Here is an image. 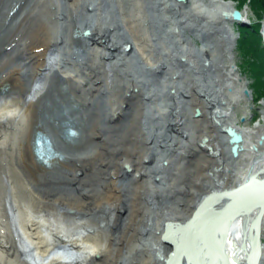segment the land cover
I'll list each match as a JSON object with an SVG mask.
<instances>
[{
	"label": "bare ground",
	"instance_id": "1",
	"mask_svg": "<svg viewBox=\"0 0 264 264\" xmlns=\"http://www.w3.org/2000/svg\"><path fill=\"white\" fill-rule=\"evenodd\" d=\"M149 3L157 28L169 40L161 45L149 25ZM233 6L232 0H0V21L8 22L0 30V264H214L221 247L228 251V264H253L249 258L258 257L257 264H264V138L258 142L264 135V107L262 119L246 124L253 94L249 86L251 95L242 91L247 81L233 59L238 38L234 24L251 19L248 6L234 19L229 14ZM86 28L89 36L81 33ZM188 28L197 37L210 36L190 46ZM67 40L74 44L67 52L76 59L85 56L84 62L72 63L68 54V65L63 56ZM133 54L138 56L137 71L131 69ZM93 57L98 58L96 65ZM180 57L186 61L180 76L183 80L188 74L191 84L177 87L165 79L164 93L171 97L159 103V88L154 91L150 84L153 76L166 72L172 77L179 72L175 60ZM202 62L211 68L205 88L195 85L204 78L196 69L203 70ZM141 71L144 78L137 75ZM71 82L91 95L72 94ZM136 86L141 88L136 91ZM61 102L66 105L59 107L60 116L52 117ZM142 102L150 108L146 113L138 108ZM238 105L245 114L241 120L234 113ZM198 106L200 117L194 120L201 127L199 136L207 137L201 146L207 152L201 149L198 164L218 171L202 174L195 199L180 198L146 212L140 198L157 186L156 169L174 141L181 140L173 133L182 129V110L193 117ZM79 107L88 111H74ZM139 117L142 132L136 126ZM166 121L173 133L162 131ZM226 125L242 133L243 149L236 155L221 129ZM70 128L74 135L65 134ZM38 133L52 153L45 160L36 157ZM161 134L164 153L156 151ZM222 144L221 150L217 145ZM145 159L153 165L143 164ZM87 169L99 176L96 185L79 179V172ZM127 171L133 177L126 180ZM66 180L79 188L63 187ZM125 198L128 211L121 229L90 218L104 204L124 209ZM248 206V225L239 229L241 217L231 218ZM167 219L171 224L164 228ZM229 223L233 229L228 232ZM259 231L260 250L254 246ZM231 236L235 243L229 248Z\"/></svg>",
	"mask_w": 264,
	"mask_h": 264
},
{
	"label": "rangeland",
	"instance_id": "2",
	"mask_svg": "<svg viewBox=\"0 0 264 264\" xmlns=\"http://www.w3.org/2000/svg\"><path fill=\"white\" fill-rule=\"evenodd\" d=\"M234 3H236V1L235 0H232ZM245 6H247V4H245L244 6H242V7H245ZM150 7H153L152 6V4H148V7H147V11H146V13H147V15H148V17L150 18V22H149V25L151 24L152 26V30L153 31H156L155 32V34H156V36H154V38H155V40H157L158 41V43L160 42V43H162L163 41H169L168 40V38L167 37H165V36H163V33L161 32L162 30L161 29H158L159 28V25H158V21L156 20V16H155V13H154V11L152 10V8H150ZM105 9L108 11V13H110V16H113V14H114V12L112 11V9H111V7L108 5V4H106L105 5ZM12 12V11H11ZM248 14H249V18L250 19H252L253 17H254V14H252V11L250 10V8H248ZM189 24H192V23H189ZM238 24L237 23H235L234 24V26H236L235 28L237 29L238 28V26H237ZM6 26H8V22L7 21H0V30L2 29V28H6ZM154 26V27H153ZM158 27V28H157ZM157 28V29H156ZM87 30H88V32L86 33L87 34V36H89L92 32L88 29V28H86ZM85 30V29H84ZM84 30H80L81 31V33H83L84 32ZM161 30V31H160ZM187 32H188V34L190 35V38L192 39V41L189 43V45L190 46H199L200 44H202V41H204L205 42V40L206 39H208L206 36H210L209 34H203V35H201V36H199V37H197V36H195L194 35V33H193V31L191 30V28H188V30H187ZM260 33V32H259ZM84 34V33H83ZM158 34H159V36H158ZM161 34V35H160ZM245 34H246V32H245ZM162 36V37H161ZM261 36V35H260ZM157 37H159V38H157ZM167 38V39H166ZM161 39H162V41H161ZM164 39V40H163ZM203 39V40H202ZM1 40H3L4 41V38L1 36V33H0V41ZM69 40H67V44H66V46H65V48L63 49V56L66 58V59H68L67 60V63H68V65H70L71 64V60L72 59H74V60H72V63H74V62H84L85 60H86V58H85V56L84 57H82L81 59H76L75 57H74V55H70L69 54V51L67 52V50L69 49V46L68 45H74L73 44V42L72 43H70V41L68 42ZM175 41V40H174ZM194 42V43H193ZM157 43V44H158ZM159 43V44H160ZM174 43L175 42H173V43H171L172 44V46L174 47L175 45H174ZM157 45V46H155L156 47V49H158L157 51H159L160 52V54L162 55V54H164L165 53V51L163 52V47L162 46H160V45ZM9 46H13L12 44L11 45H9ZM130 43H128L127 44V53H130ZM172 47V48H173ZM68 48V49H67ZM159 48H160V50H159ZM235 49H234V54H233V59H234V61H235V63H236V65H237V69L240 71V74L243 76V78H244V80L245 81H247V86H248V84H249V78H248V76H247V74L244 72V70H242V68H241V65H240V63H241V59H240V57H239V52H238V49L236 48V47H234ZM162 50V51H161ZM86 51V50H85ZM85 51H83V52H85ZM107 51H110L109 49H107L106 48V52ZM197 51H195L194 53H196ZM65 54L67 55V56H65ZM68 54L70 55V58L72 57V59H70L69 58V56H68ZM137 53H135V55H136ZM129 55V54H128ZM138 55V54H137ZM195 55H198L197 53L195 54ZM105 57H106V55H105ZM236 58V59H235ZM83 59H84V61H83ZM95 58L93 57V62L95 61V62H97L98 63V58H96L95 60H94ZM131 59H133V60H131ZM135 59V60H134ZM79 60V61H78ZM81 60V61H80ZM182 60V61H181ZM74 61V62H73ZM99 61H103V60H100L99 59ZM130 61H132V62H130V64H131V69H133V71H137V69H138V56H134V54L133 55H130ZM177 61V63H176V65H178V68H179V72L177 71V72H174L175 74H173L172 75V77L170 76V74L169 73H166V72H164L163 74H161V76H159L158 77V75H157V78L155 77V76H153V78H155L156 79V81H155V79H154V81L153 82H151L150 84L151 85H153V90L154 91H156L155 90V88L157 89V88H159V89H157V91L156 92H158L159 94H160V99L162 98V100L163 101H158L159 103H165V101L167 100H169V98L171 97V96H168V94H166V93H164V90H166V88H164V86H165V82H166V80H168V79H170L171 81H174V84H175V86H177V87H179V86H182L183 85V87L184 88H187L190 84H191V82L187 79V77H188V74L186 75V79H184L183 78V80H182V76H180V75H182L183 74V72H182V70L181 69H184L185 68V62L186 61H184V58H182V57H180V59L179 60H175V62ZM179 61H180V63H179ZM95 62H94V64H95ZM136 64V65H135ZM180 64V65H179ZM183 64V65H182ZM200 64H203L202 65V68H203V70L200 72V69H199V67L198 68H196V69H198L197 71L200 73V74H202V78L203 79H201V83L199 82V78H197V84H195V85H198V86H200V87H206V83L204 82L205 81V77H208L209 75H211V71H210V69L206 66V64L204 63V62H202V63H199V65ZM205 64V65H204ZM96 65V64H95ZM133 65H135V67H136V69H135V67L133 66ZM239 65V66H238ZM134 68H133V67ZM181 67V68H180ZM181 71V72H180ZM203 72V73H202ZM140 73V74H139ZM142 73V74H141ZM166 73V74H165ZM144 74V72L143 71H141V72H138V74L137 75H139L140 76V78L142 77V75ZM190 75H189V77H191L192 76V73H189ZM166 75V76H165ZM169 75V76H168ZM178 75V76H177ZM144 76V75H143ZM145 76H146V74H145ZM144 76V77H145ZM165 76V78L163 79L162 77H164ZM144 77H142V78H144ZM149 77L152 79V75H149ZM176 77V78H175ZM172 78V79H171ZM166 79V80H165ZM180 79V80H179ZM163 80V81H162ZM195 81V80H194ZM154 83V84H153ZM71 84V86H69ZM69 85H68V87H69V89H70V92L72 93V94H83V95H81V97H83V96H85L84 98H87L88 96H90L91 95V92L89 91V90H82L79 86V84L78 85H76V83H73V82H71ZM193 84V83H192ZM73 85V86H72ZM156 85V86H155ZM188 85V86H187ZM76 86V87H75ZM159 86H161V87H159ZM74 87V88H73ZM196 87V86H195ZM75 88H77V89H75ZM141 87H138V86H136L135 87V90L136 91H138L139 89H140ZM174 89V88H173ZM80 90V91H79ZM131 90H133V87H131ZM163 90V91H162ZM79 91V92H78ZM86 91V92H85ZM74 92V93H73ZM82 92V93H81ZM90 92V93H89ZM86 93H88V94H86ZM162 93V94H161ZM172 93H175V92H172ZM67 95H68V93H67ZM180 95V94H179ZM183 96H184V98H185V96H186V94H182ZM182 95H180V97L181 98H183V96ZM181 101V100H180ZM146 102V101H145ZM183 102V101H182ZM249 104H248V119L246 120V124H248V125H254V123L255 122H257L258 120H260V119H262V113H261V110H262V108L264 107V100H260V101H258V102H254V100L252 101V99L248 102ZM143 104V105H142ZM142 106H144V107H142L141 105L138 107L139 109L141 108V110L142 111H144L143 113H146L147 112V110H149V109H147L148 107H147V105H144L145 103L144 102H142ZM145 106H146V109H145ZM70 108H71V106H70ZM123 108H124V110H127L128 109V106L127 105H124L123 106ZM184 108V107H183ZM56 109V108H55ZM144 109V110H143ZM74 111H80L79 113H85V112H87L88 110H86L84 107H79L78 109H76V110H74ZM184 111H185V109H184ZM183 110H182V115H181V117L183 116V118H182V123L180 124L181 126V128L182 129H180V130H173L174 128H172V127H170V125H171V123H169V122H167L166 121V124H165V126L163 125L164 124V122H160V125L162 126H164L163 128H162V131L165 133L166 132V130H167V132H169V130H170V132L171 133H173V131L174 132H176V134L175 133H173L174 135H177V139H181V140H177L176 141V143H175V141H174V148L173 149H171V151H169V150H167L165 153L166 154H164V155H166L167 157H165V159H162L161 160V165L158 167V169H156L158 172H157V174L155 175V177H153V179L155 180L154 181V183L153 184H155V185H157V186H155L154 188H151V189H149V190H147V192L145 193V194H143L142 195V197L140 198V203H143L144 204V207H145V209H147L146 210V212H149V210H151L150 208H152L153 209V206L154 205H160V206H162V205H165V204H169V203H172L173 204V202H174V200H179L180 198H184V199H191L192 198V200L193 199H195V193L197 192V191H201L200 190V185H201V182H200V180H199V178H201L205 173H208V174H210L211 175V173H212V171H214V170H216V171H218L217 169H214V167H216V166H214V167H212V168H208V169H206L205 170V168H203V167H201L200 168V166H199V164H198V160H199V157H200V154L202 153V150L203 151H205V152H207L206 150H204V149H202V147L201 146H204L205 145V143L204 142H206V141H203L202 140V135L201 136H199V131H200V125H199V123H198V121H195L194 119L195 118H198V117H200V115H198V116H194V113H192L191 115L193 116V117H190V116H188V114H185V113H187L186 111L184 112ZM235 112V114L239 117V120H241L244 116H245V114H243V110L240 108V106L238 105L236 108H235V110H234ZM78 113V114H79ZM142 113V114H143ZM184 115H186V116H184ZM254 115L255 116H257V118L253 121V117H254ZM137 119V118H136ZM185 121H184V120ZM138 121H136V126H137V129H140L141 130V120H140V117H139V119H137ZM197 120V119H196ZM241 123H243V121H240ZM89 123V121L87 122V124ZM163 123V124H162ZM200 123L201 124H203L201 121H200ZM122 124H123V122H122ZM102 125H103V127L105 128V130H107V131H109L110 130V128H109V126L107 125V124H105L104 125V123L102 122ZM146 125V124H145ZM106 127H108V128H106ZM215 129V128H214ZM221 129H223V128H221ZM183 130V131H182ZM184 130L186 131V132H184ZM181 131V132H180ZM119 132V131H118ZM141 132H142V130H141ZM180 132V133H179ZM119 133H122L121 131L119 132ZM182 133V134H181ZM198 136H199V138H198ZM160 137H162V138H160ZM160 137H159V141H158V143H160V144H158V146H156V151H157V149L159 150V151H161L160 153H164V151H163V149L165 148V145H162V144H164V140H162V139H164V137L162 136V134L160 135ZM180 137V138H179ZM196 137V138H195ZM86 138V137H85ZM160 140H162V142L160 141ZM74 142V141H73ZM195 143L199 146L198 148H197V146H195ZM162 146H164V147H162ZM192 146H194V147H192ZM221 150H222V148H224L225 147V144H222V145H217ZM159 148H161V150L159 149ZM149 149V148H148ZM147 149V151H149ZM153 149V150H152ZM154 149L155 148H151L150 149V151L152 150V152H154ZM174 149H175V151H174ZM183 150L181 153H178L177 152V150ZM198 149V150H197ZM202 149V150H201ZM155 151V152H156ZM174 151V152H173ZM171 156V157H170ZM169 157L171 158V159H169ZM223 157L224 158H227L228 159V154L225 152V153H223ZM198 159V160H197ZM183 161H184V163H183ZM180 162H182L183 163V165L180 167V165H179V163ZM229 162H230V160H229ZM143 164H146V165H148L149 164V166L151 165H153V162L152 161H150L149 159H145L143 162H142ZM172 164V165H171ZM163 165V166H162ZM178 167H179V169H178ZM168 168V169H167ZM160 169V170H159ZM171 169V170H170ZM162 172H163V174H162ZM161 174L162 175V177L160 176L159 177V175ZM203 174V175H202ZM125 177H126V180L130 177V178H132L133 176H132V174H131V171H127L126 173H125ZM129 175V176H128ZM165 176V177H164ZM167 176V177H166ZM82 179L81 180V182H83V183H86L85 185L86 186H89V185H91V184H94V185H96V182H97V180H98V178H99V176H97L96 174L95 175H91V170H86L85 172H79V179ZM196 178V179H195ZM160 179V180H159ZM163 180V181H162ZM163 183H162V182ZM71 181L69 180V184L67 183V180H66V184H63V187L64 186H66V187H68V185L69 186H72V187H74V188H79L77 185H73V184H71L70 183ZM72 183H75V182H72ZM62 187V186H61ZM62 187V188H63ZM70 190H71V188H70ZM183 190H185V191H183ZM150 191V192H149ZM189 191H191V193L189 192ZM196 191V192H195ZM126 193V192H125ZM177 193V194H176ZM126 194H128V192L126 193ZM146 195V196H145ZM178 195V196H177ZM126 200V198L125 199H123L122 200V202H123V207H124V209H117L116 207H114L113 208V206H111V205H109V206H107V205H103V207L101 208V210H99V212H93L94 213V215L92 214H90V218H92V216H93V218H96V219H98L99 221H100V219H101V221H100V223L101 224H103V226L104 225H106V223L105 222H107V223H109L110 225H112L111 227L112 228H122L123 226H121L120 224H122V223H124L125 221H126V216H127V211H128V202H127V200ZM121 205V206H122ZM158 205V206H159ZM180 205L182 206V207H184L185 206V201L184 200H181L180 201ZM106 206V207H105ZM111 206V207H110ZM163 207V206H162ZM109 208V209H108ZM116 209V210H115ZM155 209V208H154ZM103 212V213H102ZM96 213V214H95ZM98 213H100V214H98ZM98 214V215H97ZM98 217V218H97ZM100 218V219H99ZM117 219V223L115 224V226H114V222H115V220ZM114 226V227H113ZM146 251H148V250H146ZM149 252V251H148ZM131 264H133L132 262H130Z\"/></svg>",
	"mask_w": 264,
	"mask_h": 264
},
{
	"label": "trees",
	"instance_id": "3",
	"mask_svg": "<svg viewBox=\"0 0 264 264\" xmlns=\"http://www.w3.org/2000/svg\"><path fill=\"white\" fill-rule=\"evenodd\" d=\"M236 6L241 8L248 5L254 17L250 26L238 27L239 35L236 48L241 59V68L249 78V88L254 102L264 100V46L260 36V20L264 17V0H235ZM246 32V34H245ZM256 117L254 116L253 120Z\"/></svg>",
	"mask_w": 264,
	"mask_h": 264
},
{
	"label": "water",
	"instance_id": "4",
	"mask_svg": "<svg viewBox=\"0 0 264 264\" xmlns=\"http://www.w3.org/2000/svg\"><path fill=\"white\" fill-rule=\"evenodd\" d=\"M179 1H182V0H179ZM229 14L232 15V17L234 19H236V20H238V19H240L242 17V14H241L240 9L237 8V7H235V6H233V7H231L229 9ZM238 23L240 25H249V21L248 20H245V19L240 20ZM260 35L262 36L263 45H264V18L261 20ZM242 91L246 95H248V96L250 95V92H249V90H248L247 87L244 88ZM65 105H66V103H64V102L59 103L55 107L56 109L54 108V110L52 111V115L51 116L54 117V118L55 117H59L60 116L58 114V112H60L59 111V107L60 106L65 107ZM195 111H196L195 112V115H198L199 112H200L199 106L196 108ZM224 130L226 131V133L228 135L227 137H228V143H229L230 151H231L232 155H236L241 149H243L242 143H241L242 140H243L242 133L239 130H237L234 126H230V125H226L224 127ZM38 134H40L38 137H42L41 133H38ZM65 134L71 136V135H74L75 133H74V131L69 130V131H66ZM43 137H44V142L42 144L44 145V143L46 141V137L45 136H43ZM202 138H203V140H207V137L204 136V135L202 136ZM263 138H264V135L261 134L260 138L258 139V142L259 143L262 142V139ZM34 146H35V152H36L37 157L39 159H42L43 158V156H42L43 154H45V156H46L45 158H47L50 155H52V153L49 154L47 152L46 147H44V149H43L41 147L42 145H40L37 141L35 142ZM252 147L255 148L256 145H252ZM45 158L43 160H45ZM261 170L264 172V167ZM248 208H249V206L246 209H244V210H241V211L236 212V214L231 218V220L233 222L234 220H236L235 218L237 216L238 217L239 216L241 217L240 218V223H239V225H241L240 229L241 228L243 229L244 225H245V227L248 225L247 222H246L247 219H248V215L244 214L245 212L248 211ZM166 222L164 223V228L168 227L171 224V220L170 221L168 220ZM229 225H230V223H229ZM230 226L227 228L228 232L230 231ZM239 231H242V230H239ZM261 236L262 235H260V231H259V235L257 237H255V239H254V246H256L258 250H260L261 245H262ZM230 240H231V242H229L228 239H227V244H228V247L229 248H231L233 246V244L235 243L234 242V236H231L230 237ZM221 252H222V255L217 256L216 261H214V264H228V251H226L224 247H221ZM258 260H259V257L256 260H254L253 258H251V259L249 258V261H254L253 264H257L258 263Z\"/></svg>",
	"mask_w": 264,
	"mask_h": 264
},
{
	"label": "snow or ice",
	"instance_id": "5",
	"mask_svg": "<svg viewBox=\"0 0 264 264\" xmlns=\"http://www.w3.org/2000/svg\"><path fill=\"white\" fill-rule=\"evenodd\" d=\"M221 239L223 240V239H226V229H225V231L222 233V235H221Z\"/></svg>",
	"mask_w": 264,
	"mask_h": 264
}]
</instances>
